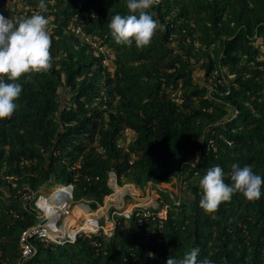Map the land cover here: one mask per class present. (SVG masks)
<instances>
[{
    "label": "trees",
    "instance_id": "trees-1",
    "mask_svg": "<svg viewBox=\"0 0 264 264\" xmlns=\"http://www.w3.org/2000/svg\"><path fill=\"white\" fill-rule=\"evenodd\" d=\"M7 1L5 18H48L52 43L51 67L18 81V108L0 121V264H19L21 233L38 221L23 194L72 185L77 199L103 205L110 174L140 189L180 174L193 199L177 205L159 190L166 219L118 216L111 237L36 242L25 264H166L193 247L212 264H264V185L259 199L237 193L215 213L199 207L210 167L221 166L226 183L233 164L264 177V0L155 2L163 26L155 42L145 54L117 48L113 61L102 42L127 0H45L46 9L40 0Z\"/></svg>",
    "mask_w": 264,
    "mask_h": 264
},
{
    "label": "clouds",
    "instance_id": "clouds-1",
    "mask_svg": "<svg viewBox=\"0 0 264 264\" xmlns=\"http://www.w3.org/2000/svg\"><path fill=\"white\" fill-rule=\"evenodd\" d=\"M156 0H127V13L110 16L107 23L117 45L137 49L150 45L155 32L163 26L152 11ZM40 9H46L45 0H40ZM49 19L34 14L14 21L0 14V121L11 119L18 108L22 93L18 81L28 73H39L51 67V34ZM231 183L225 182L226 174L216 165L206 170L199 185L202 197L199 207L206 214L215 213L219 206L239 193L248 200L262 195L264 177L256 174L250 165L233 164L227 173ZM199 247H193L183 256H170L166 264H212L208 258L198 260Z\"/></svg>",
    "mask_w": 264,
    "mask_h": 264
},
{
    "label": "built area",
    "instance_id": "built-area-1",
    "mask_svg": "<svg viewBox=\"0 0 264 264\" xmlns=\"http://www.w3.org/2000/svg\"><path fill=\"white\" fill-rule=\"evenodd\" d=\"M156 2L159 3L160 0H156ZM9 5L10 2L7 0L0 1V11H3ZM120 147L127 153H130L127 146ZM208 147L209 149L215 148L213 141H210ZM134 158L135 153L132 154L131 165L134 163ZM73 192L74 188L72 185H57L48 195L43 194V192L31 195L23 194L24 200L30 204L31 209L37 214L38 221L35 225L23 230L21 233V258L19 264H25L36 256L37 249L34 247V243L36 242L45 246H63L66 244H76L78 239L85 236L88 238L100 236L99 220L93 216L94 210L89 207L92 201L86 199L75 201ZM75 206L86 209L87 214H89L88 218L80 220L77 223L74 222L76 219L74 217L68 219L71 208ZM167 208L168 206L166 205L165 209ZM134 215L139 219L141 224H149L155 221L156 218L166 219L167 210H165L164 214H158L157 216L147 210L135 211L122 216L130 219ZM148 239L149 235L146 234L145 242ZM95 246L98 245L95 244Z\"/></svg>",
    "mask_w": 264,
    "mask_h": 264
},
{
    "label": "rangeland",
    "instance_id": "rangeland-1",
    "mask_svg": "<svg viewBox=\"0 0 264 264\" xmlns=\"http://www.w3.org/2000/svg\"><path fill=\"white\" fill-rule=\"evenodd\" d=\"M19 5L24 6L22 4H19ZM100 31H97L98 33L94 34L95 39L99 37ZM156 34H157V31L155 32L152 38L150 46L155 42L154 37L156 36ZM92 37L93 36H91V38ZM104 38L106 39L108 38L110 40L109 43H106V39H103L102 43H105L104 47L105 49H107L108 53L110 54L112 61L117 57V48H120L121 51L127 50L129 52L135 50L136 48L135 44H133L132 47H126V48H123V46L121 45H117L114 42L110 34V31L107 34H104ZM101 46H103V44H101ZM141 50L143 51L144 54L146 53L144 48H142ZM136 57L137 56H135L134 58L136 59ZM193 71L195 73L196 82L200 85H205L204 72L201 69V67L197 66L193 69ZM135 138H136L135 135L132 133L128 135L129 141H132ZM108 184L110 188L112 189V194L105 198L103 205L98 204V208L94 210L93 216L99 220V227H100L101 233L104 232L109 237L113 235L115 228H116V223L114 222L115 217L122 216V215L125 216V214L127 215L132 212L141 211V210H147L150 213H156L157 211H160L158 214L160 215L164 214L166 209H165V206L163 209H160L161 206L164 205V202L162 201L161 195L158 192L159 190L164 191L166 193L169 192L174 201L179 200L177 205L180 204V201H181L180 199L184 196H186L187 200L193 199V197H191V195L189 196L188 192L183 188L182 175L180 174L174 178L171 185H163L161 187L151 186L150 188H148V185L145 189H140L139 187L135 185H125L124 187H120L117 183L115 174H110ZM126 186L132 187L136 191L137 194L136 195H133L132 193L126 194L124 198L125 204L122 206H120L121 204L119 200L113 203L112 195L114 196L117 193L115 187H118L119 189H124ZM55 187L53 186V187L45 188L41 192H43V194L45 195H48L53 191ZM127 189L125 188V190H123V193H119V194L123 195ZM74 198H75V201H79V199H77L75 196ZM80 200L82 201L84 200V198H81ZM88 216L84 217L83 219L88 218Z\"/></svg>",
    "mask_w": 264,
    "mask_h": 264
},
{
    "label": "bare ground",
    "instance_id": "bare-ground-1",
    "mask_svg": "<svg viewBox=\"0 0 264 264\" xmlns=\"http://www.w3.org/2000/svg\"><path fill=\"white\" fill-rule=\"evenodd\" d=\"M115 188H116L117 193L114 196L112 195V201H113V203H115V201L119 200V202L121 204L120 206L125 204V199L124 198H125L126 194H128V193H132L133 195L137 194L136 191L132 187L126 186L125 188L126 189L128 188V189L126 190V192L123 195L119 194V193H123V190H125V188L124 189H119L118 187H115ZM117 189L119 190V192H118ZM87 216H88V214H87V210L86 209H84L82 207H76L75 206V207L71 208L70 213H69V217L70 218L68 217V219H71L72 217H74V218H76L74 222L77 223L80 220H83V218L87 217ZM71 221L73 222V220H71Z\"/></svg>",
    "mask_w": 264,
    "mask_h": 264
},
{
    "label": "water",
    "instance_id": "water-1",
    "mask_svg": "<svg viewBox=\"0 0 264 264\" xmlns=\"http://www.w3.org/2000/svg\"><path fill=\"white\" fill-rule=\"evenodd\" d=\"M151 186H154L153 183H148V188H150ZM89 207L92 209V210H96L98 208V204H96L95 202H91L89 204Z\"/></svg>",
    "mask_w": 264,
    "mask_h": 264
}]
</instances>
